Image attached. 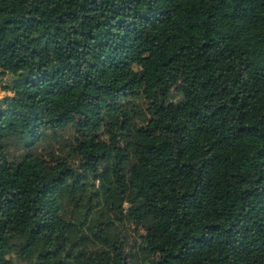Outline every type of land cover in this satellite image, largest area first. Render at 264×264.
Wrapping results in <instances>:
<instances>
[{
	"label": "trees",
	"instance_id": "trees-1",
	"mask_svg": "<svg viewBox=\"0 0 264 264\" xmlns=\"http://www.w3.org/2000/svg\"><path fill=\"white\" fill-rule=\"evenodd\" d=\"M0 71V264H264V0H0Z\"/></svg>",
	"mask_w": 264,
	"mask_h": 264
},
{
	"label": "rangeland",
	"instance_id": "rangeland-1",
	"mask_svg": "<svg viewBox=\"0 0 264 264\" xmlns=\"http://www.w3.org/2000/svg\"><path fill=\"white\" fill-rule=\"evenodd\" d=\"M1 72V71H0ZM13 79V76L9 73L2 74L0 73V100L5 95H12L11 92L4 90V84L9 83ZM176 92V91H174ZM77 119H75L69 126L65 129L60 130L63 133V136L58 141L52 140L51 142L42 143L39 145V151L42 149L43 154L45 155V159L47 161V165L49 167L55 166L56 163L52 159L54 155L65 156L69 163L74 166H79L82 163L81 157H78L75 154L74 150L77 148V145L80 146L84 141V135L81 134L80 131H77ZM102 139H105L104 134H100ZM49 145V146H47ZM48 147H53L52 152L47 149ZM79 148V147H78ZM81 170V169H79ZM120 231L123 232V239L126 243V248L133 254L132 264H151L150 262H146L142 259V253L139 248L140 244V235L143 233L142 228L134 222L126 223L124 228H121ZM17 264H27V262L23 261L21 258H18L17 255L12 256Z\"/></svg>",
	"mask_w": 264,
	"mask_h": 264
}]
</instances>
